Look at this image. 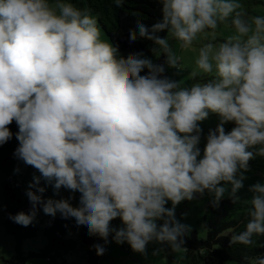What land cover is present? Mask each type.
I'll list each match as a JSON object with an SVG mask.
<instances>
[{
	"label": "clouds",
	"instance_id": "obj_1",
	"mask_svg": "<svg viewBox=\"0 0 264 264\" xmlns=\"http://www.w3.org/2000/svg\"><path fill=\"white\" fill-rule=\"evenodd\" d=\"M159 2L162 18L151 31L142 22L136 27L171 67L177 58L168 37L187 47L239 7L234 0ZM231 23L235 36L199 50L196 66L212 78L182 88L141 53L119 56L118 46L101 39L89 8L69 0H0V146L12 139L14 121V157L56 192L80 193L78 207L64 199L44 202L36 177L27 191L31 212L9 219L27 227L43 203L45 214L74 217L105 244L114 233L117 244L141 254L152 241L178 248L185 226L176 221L175 207L205 190L218 203L226 191L222 182L234 194L249 161L264 157V18L248 23L235 12ZM165 31L168 37L157 35ZM136 39L132 31L130 42ZM210 113L220 123L207 134L201 156L200 122ZM229 122L235 126L226 132ZM251 190V219L233 237L246 245L254 234L264 235V184ZM116 218L123 227L112 226ZM93 248L105 252L101 244ZM252 264H264V254Z\"/></svg>",
	"mask_w": 264,
	"mask_h": 264
},
{
	"label": "trees",
	"instance_id": "obj_2",
	"mask_svg": "<svg viewBox=\"0 0 264 264\" xmlns=\"http://www.w3.org/2000/svg\"><path fill=\"white\" fill-rule=\"evenodd\" d=\"M80 8H89L91 14L98 21V26L106 40L114 46H118V55L127 57L130 54L141 53L143 57L151 59L154 64L165 65V54L153 41L139 37L137 23L142 22L151 31V25L162 18L159 0H122L118 6L116 0H69ZM232 17L223 22H218V27L224 22L232 24ZM137 31V39L130 42V33ZM159 36L168 37L167 31L157 33ZM165 69V66H164ZM146 71V70H145ZM164 75L167 76L165 69ZM13 137L7 143L0 146V169L29 171L34 168L25 165L13 155L18 147L15 134L18 126L13 121L9 125ZM22 179L16 175H10L1 184L0 211L4 214V226L14 241V254L7 264H23L26 256L22 250L26 239L35 237L41 228L38 223L32 222L27 227L14 223L9 215L18 212L30 213L32 203L22 189ZM29 190V189H28ZM35 191V189H32ZM40 194V193H37ZM42 201L48 200V193H42ZM43 208V203L36 206V212ZM251 202L237 200L234 197H226L218 203L209 201L205 207L201 220L205 231V237L199 238L195 232L183 234L178 238L183 241L179 245L189 251L191 264H252V261L264 254V235L254 234L251 244L233 242V237L246 230L250 221ZM72 221L69 216L65 217L59 210L56 214L47 216L42 225V232L46 241L45 246L37 254L53 260L55 257L62 258L65 254L76 249V242L65 237ZM80 239L88 243L93 239L88 234L87 227L80 230ZM207 252L205 257L198 255L199 251ZM88 264H99L98 256L88 250ZM30 255H36L30 253Z\"/></svg>",
	"mask_w": 264,
	"mask_h": 264
},
{
	"label": "rangeland",
	"instance_id": "obj_3",
	"mask_svg": "<svg viewBox=\"0 0 264 264\" xmlns=\"http://www.w3.org/2000/svg\"><path fill=\"white\" fill-rule=\"evenodd\" d=\"M235 3L239 4V7L235 10L241 14V18L252 23L253 18L262 17L264 18V0H234ZM235 12L230 15L233 18ZM236 35L235 28L232 24L224 22L221 26H217L216 29H205L204 32L197 34L196 38L187 47L183 46V42L176 40L175 38L168 37L169 45L172 52L177 58V64L175 67H171L166 63V56L164 66L167 71V77L173 81L178 82L180 87L190 88L195 83H206L208 82L214 73L206 74L203 73L196 66V61L199 56L200 48L211 43L214 47H218L220 43L228 41L231 37ZM101 39L106 40L105 36L101 32ZM220 123V118L214 113H210L208 118L200 122L202 128L201 141L198 147L201 150V156L206 145V137L210 130H215ZM234 123L224 124L226 132L231 131L234 127ZM256 153V149H250ZM10 175H16L22 179V189L27 195L29 185L34 183V178L39 177V187H43L48 193V199L53 200H68L73 207L79 206L80 193H72L67 189L61 188L56 192L52 184L45 181L37 170L32 169L29 171H17L14 169L3 170L0 169V205L2 201L1 197V184ZM245 179L243 180V187L238 189L234 194L231 191L230 184H223L226 191L224 196L234 197L237 200L251 202L253 195L255 194L251 188L256 183L264 184V157L259 154H255L254 158L249 161V170L243 172ZM240 173H237L239 178ZM70 196L75 198L69 199ZM214 194L209 193L205 190L204 194H194L192 200L181 201L175 207V219L180 224L185 226V234L195 232L199 238L205 237V231L202 227L201 220L204 212L205 205L212 201L214 202ZM169 202L166 207H171ZM48 214H45L43 208L36 212L34 217V223L41 225V228L37 231L35 237L26 239L23 242L22 250L26 256V260L23 264H88V250L92 251V254L98 256L99 264H191L189 251L182 248L180 245L178 248H173L168 242L158 243L155 241L150 242L146 247V252L141 254L134 252L131 247L127 244H117L113 240L114 233H111L108 237V243L99 238L98 236H92L91 242L85 243L80 239V230L83 225H77L74 217L69 216L72 223L68 227L65 237L76 242V249L68 254L62 256V258L55 257L53 260H48L46 257H42L37 253L43 249L46 244L42 225L44 224ZM4 214L0 211V264H7V261L14 254V241L12 236L6 231L4 226ZM158 223H162L159 221ZM114 228L123 227L122 221L119 218L114 219L111 222ZM94 244H101L105 247L103 255H97ZM35 253L36 255H30ZM207 252L205 250L199 251L200 257H205Z\"/></svg>",
	"mask_w": 264,
	"mask_h": 264
}]
</instances>
